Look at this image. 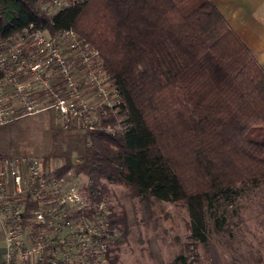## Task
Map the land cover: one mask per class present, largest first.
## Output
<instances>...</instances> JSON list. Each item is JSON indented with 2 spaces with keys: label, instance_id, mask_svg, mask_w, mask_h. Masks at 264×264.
<instances>
[{
  "label": "trees",
  "instance_id": "1",
  "mask_svg": "<svg viewBox=\"0 0 264 264\" xmlns=\"http://www.w3.org/2000/svg\"><path fill=\"white\" fill-rule=\"evenodd\" d=\"M51 1L0 0V39L74 30L111 73L122 117L114 131L86 132L59 174L76 167L104 195L120 184L143 202L180 204L193 243L207 246L242 193L264 185V69L214 0H84L50 14ZM167 264L202 263L190 250Z\"/></svg>",
  "mask_w": 264,
  "mask_h": 264
},
{
  "label": "built area",
  "instance_id": "2",
  "mask_svg": "<svg viewBox=\"0 0 264 264\" xmlns=\"http://www.w3.org/2000/svg\"><path fill=\"white\" fill-rule=\"evenodd\" d=\"M82 1L52 0L43 8L53 14ZM100 62L98 50L74 30L51 35L25 29L0 39V126L44 109L77 114L74 73L84 66L97 79L93 68ZM106 90L117 97L106 102L116 111L119 92ZM105 128L114 131L110 124ZM58 171L40 156L0 154L3 264H113L123 230L112 223L110 197L88 188V181L78 184L75 167Z\"/></svg>",
  "mask_w": 264,
  "mask_h": 264
},
{
  "label": "rangeland",
  "instance_id": "3",
  "mask_svg": "<svg viewBox=\"0 0 264 264\" xmlns=\"http://www.w3.org/2000/svg\"><path fill=\"white\" fill-rule=\"evenodd\" d=\"M95 65L97 79L93 74L91 79L84 66L74 73L80 96V101L75 97L80 106L77 114L63 116L55 108L44 109L0 126V154L40 156L61 168L67 156L74 160L80 156L86 132L105 130L103 118L112 113L110 126L117 127L122 117L106 104L117 101L116 95L107 94L106 90V85L107 89L115 87L111 73L102 60ZM65 92L68 96V86ZM75 172L78 184L88 181L82 172ZM109 188L114 213L121 219L119 226H126V234L123 232L114 250L113 264H167L178 253L190 254V250L202 264H264V185L242 193L227 230L212 231L207 246L193 243L184 206L155 200L143 202L131 197L128 188L120 184L110 183Z\"/></svg>",
  "mask_w": 264,
  "mask_h": 264
},
{
  "label": "crops",
  "instance_id": "4",
  "mask_svg": "<svg viewBox=\"0 0 264 264\" xmlns=\"http://www.w3.org/2000/svg\"><path fill=\"white\" fill-rule=\"evenodd\" d=\"M214 3L264 69V0H214ZM3 257L4 240L0 229V264Z\"/></svg>",
  "mask_w": 264,
  "mask_h": 264
}]
</instances>
